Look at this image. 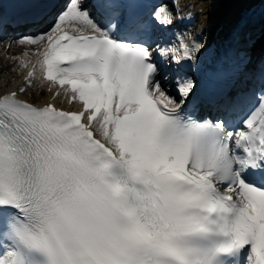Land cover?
<instances>
[{
    "label": "bare ground",
    "instance_id": "1",
    "mask_svg": "<svg viewBox=\"0 0 264 264\" xmlns=\"http://www.w3.org/2000/svg\"><path fill=\"white\" fill-rule=\"evenodd\" d=\"M213 0H182L183 4L188 3V7H192L194 11L202 10L204 13H208L212 8ZM216 2H225L226 0H215ZM221 15L215 16V19L220 18ZM203 20V17H201ZM224 19V18H223ZM208 21V20H207ZM207 21H205L207 27ZM62 23H65L63 21ZM200 22L197 24V30L200 31ZM203 35V32H201ZM10 41V47L6 48L5 45L1 47L0 45V94L5 90H14V86H16L19 77V65L15 66L17 63V56L23 50H27L31 46H35L36 44L42 45L43 42H38L36 40H26L19 41L15 39L8 38L5 42ZM6 44V43H5ZM18 47V51L13 52V49ZM21 49V50H20ZM36 51L32 52L29 56L35 57ZM182 89H185L182 87ZM27 99L31 101L45 102L48 100L50 94L46 90V84L37 80L35 84L27 88L23 93ZM58 96L54 98V102H57ZM4 259V255L1 257V260Z\"/></svg>",
    "mask_w": 264,
    "mask_h": 264
},
{
    "label": "rangeland",
    "instance_id": "2",
    "mask_svg": "<svg viewBox=\"0 0 264 264\" xmlns=\"http://www.w3.org/2000/svg\"><path fill=\"white\" fill-rule=\"evenodd\" d=\"M230 1V0H229ZM228 4H229V2H228ZM5 43L6 42H0V45H1V47H3L4 45H5ZM29 49H31V48H29ZM21 50V49H20ZM16 51H18V47H16V48H14L13 49V52H16ZM173 94V93H172Z\"/></svg>",
    "mask_w": 264,
    "mask_h": 264
}]
</instances>
